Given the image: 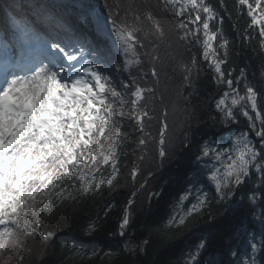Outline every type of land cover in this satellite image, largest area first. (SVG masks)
Instances as JSON below:
<instances>
[{
  "label": "snow or ice",
  "instance_id": "1",
  "mask_svg": "<svg viewBox=\"0 0 264 264\" xmlns=\"http://www.w3.org/2000/svg\"><path fill=\"white\" fill-rule=\"evenodd\" d=\"M237 3L250 20L241 36L251 41L254 30L260 51L252 48V54L264 57V0ZM75 7L64 0L0 5V251L15 229L34 234L32 217L39 225L41 216L112 186L129 139L126 124L139 133V145L148 146L145 122L153 116L147 100L156 89L147 81L158 80L157 49L165 35L158 10L171 7L180 38L200 44L220 90L216 115L209 116L223 129L202 138L191 154L180 177L179 203L189 201V212L206 211L212 221L213 205L228 213L225 227L210 223L179 264H264V87L248 81L247 65L226 67L231 42L222 27L212 25L223 17L207 0H105L83 5L78 21L91 26L85 32L68 22ZM202 71L195 54L191 66L184 65L183 78L194 92ZM163 115L161 158L167 155V111ZM241 117L245 127L234 128ZM133 203H126L105 255L135 251L129 235ZM103 230L92 222L83 234L94 237Z\"/></svg>",
  "mask_w": 264,
  "mask_h": 264
},
{
  "label": "trees",
  "instance_id": "2",
  "mask_svg": "<svg viewBox=\"0 0 264 264\" xmlns=\"http://www.w3.org/2000/svg\"><path fill=\"white\" fill-rule=\"evenodd\" d=\"M223 0H207L219 14L220 2ZM109 4L125 3L126 0H107ZM162 4L163 0H159ZM229 19L224 21L228 27L230 40L229 65L237 70L247 65L248 81L255 83L257 87H264V57L253 55L251 49L255 48L259 53V36L252 31L253 39L248 41L241 33L249 24L248 17L243 14L237 20L239 11L233 0L226 2ZM158 10L159 22L164 30V38L159 43L157 52L160 61L156 63L158 72V84L156 86L152 78L147 83L158 90L147 100V109L153 118L146 120V128L150 133V140L146 148L139 145V133L134 125L128 128L129 139L123 147L120 157L119 173L111 187H103L95 195L78 198L69 206H60L40 217V221L46 225L49 232L55 234L63 232L67 237L54 241L48 247L36 235L27 233L21 238L14 252L17 258L9 264H130L132 260H138L139 264H179L183 258L182 253H177L175 240L183 237L191 243H195L214 224L216 228L223 229L227 223L228 213L222 211V206L213 205L216 220L212 221L202 212L184 211L180 217L175 209L176 202L183 187L181 174L189 162L192 153L198 150L199 142L207 136L218 135L223 129L219 128L212 119L216 115L214 101L219 95V89L213 82V74L207 66L200 73L197 91L187 86L184 80V65L191 66V58L195 54L198 65H201V47L199 43L189 39H181L182 30L179 29V19L175 16L171 7ZM167 14L172 21L167 18ZM215 22H212L214 26ZM251 45V48L249 47ZM239 53V55H237ZM148 65H145L147 70ZM243 91V89H241ZM192 95H188V93ZM164 111H167L166 122L168 124L165 137L164 150L167 153L164 161L168 160L170 148L174 142H180V147L175 148V156L181 154L175 168L166 175L159 172L153 179L147 182L133 203V215L135 223L129 230L135 251L133 254L117 251L112 255L109 245L113 244L110 235L116 231V225L128 198L135 192L140 182L147 178L159 167L158 138L161 132V119ZM241 122L244 124L243 118ZM165 117L163 118V122ZM199 121V123H197ZM175 133V140H174ZM191 145V152L188 147ZM171 155V154H170ZM138 169V174L133 177V171ZM110 171V169H109ZM107 175V173H105ZM161 176V177H159ZM165 181L163 196L165 201L157 207V212L151 217L147 225H143L144 217L148 211V204L153 194ZM187 202V201H186ZM182 219L183 223L179 220ZM97 222L103 225L104 230L94 237H85L84 230L90 223ZM16 231L20 228L15 229ZM139 246L136 247L138 242ZM83 242V243H82ZM114 246V245H113Z\"/></svg>",
  "mask_w": 264,
  "mask_h": 264
},
{
  "label": "rangeland",
  "instance_id": "3",
  "mask_svg": "<svg viewBox=\"0 0 264 264\" xmlns=\"http://www.w3.org/2000/svg\"><path fill=\"white\" fill-rule=\"evenodd\" d=\"M75 1L77 3V7L83 6V5H94L92 0H75ZM31 226L33 227L34 231L37 232V235H41L42 233H46L44 225H42V223H40V222H39V225H37L36 220H33L31 222ZM0 253H1V251H0ZM0 259H2L1 255H0Z\"/></svg>",
  "mask_w": 264,
  "mask_h": 264
},
{
  "label": "bare ground",
  "instance_id": "4",
  "mask_svg": "<svg viewBox=\"0 0 264 264\" xmlns=\"http://www.w3.org/2000/svg\"><path fill=\"white\" fill-rule=\"evenodd\" d=\"M174 243H176V245H180L181 247L180 249L178 247L175 248L177 253L184 252L189 247L195 245V243H191L183 237H178Z\"/></svg>",
  "mask_w": 264,
  "mask_h": 264
}]
</instances>
